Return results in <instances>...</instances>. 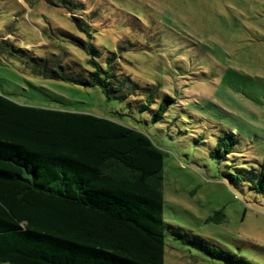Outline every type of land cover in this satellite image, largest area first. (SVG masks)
Wrapping results in <instances>:
<instances>
[{"label": "rangeland", "instance_id": "obj_1", "mask_svg": "<svg viewBox=\"0 0 264 264\" xmlns=\"http://www.w3.org/2000/svg\"><path fill=\"white\" fill-rule=\"evenodd\" d=\"M0 0V94L25 106L90 114L147 133L166 156L164 218L217 247L264 264V197L251 177L264 163V0ZM56 3V4H55ZM123 47L119 69L175 104L155 125L98 88L45 78L40 59L84 64L65 37ZM65 36V37H64ZM233 151L208 154L218 136ZM164 264H219L166 239Z\"/></svg>", "mask_w": 264, "mask_h": 264}, {"label": "trees", "instance_id": "obj_2", "mask_svg": "<svg viewBox=\"0 0 264 264\" xmlns=\"http://www.w3.org/2000/svg\"><path fill=\"white\" fill-rule=\"evenodd\" d=\"M79 11L76 0H57ZM56 4V3H55ZM72 24L88 38L65 37L84 64L40 59V75L98 88L155 125L175 99L139 86L119 69L123 47L92 42L89 25ZM209 158L233 151L218 136ZM166 153L144 131L90 114L20 105L0 94V264H164L166 239L219 264H258L217 247L164 218ZM264 197V163L251 177Z\"/></svg>", "mask_w": 264, "mask_h": 264}]
</instances>
